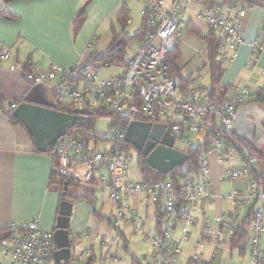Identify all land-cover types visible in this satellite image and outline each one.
<instances>
[{"label": "built area", "instance_id": "1", "mask_svg": "<svg viewBox=\"0 0 264 264\" xmlns=\"http://www.w3.org/2000/svg\"><path fill=\"white\" fill-rule=\"evenodd\" d=\"M138 1L147 34L125 59L120 74L100 78L102 66L87 62L71 67L51 63L40 72H32L20 63L9 66L28 87H50L55 107L87 109L108 118V129L96 132L88 141L66 132L55 145L58 173L77 183H90L97 175L110 202L105 232L92 234L88 230L80 237H71L70 256L65 264H121L116 253L128 245L123 227L139 235L144 245L149 243L144 264H176L181 246L191 240L197 225L199 241L192 248V261L213 264L218 252L229 247L244 224L249 229L250 264H264V175L256 170L257 153L233 133L239 106L264 104V84L232 85L227 100L218 102L211 99L207 89L196 84L199 76L190 86L175 83L167 57L180 40L184 1ZM245 10L213 5L201 15L207 28L222 37V66L235 57L237 47L243 43L238 33ZM263 45V41L249 43L255 52L263 50ZM203 55L202 49L195 52L200 60ZM8 58V51L0 46V60ZM20 101L0 99V112L10 117ZM132 121L164 125L173 136L174 145L178 142L184 150L197 145L207 150H202L196 169L182 165L173 178L134 181L130 172L132 148L124 140L126 126ZM99 144L103 146L98 149ZM211 156L217 166V180L224 179L231 186L224 196L213 185ZM99 172L102 173L98 175ZM123 195L139 196L141 207L153 209L156 224L152 236L145 233L142 217L123 200ZM219 199L229 203L228 213L216 205ZM211 203L215 210L209 218L204 206ZM196 209H201L199 215ZM207 241L213 247L205 261L201 250ZM55 250L52 234L42 230L35 217L17 225L0 240V264H56ZM129 255L130 264H143L142 259L137 261Z\"/></svg>", "mask_w": 264, "mask_h": 264}, {"label": "crops", "instance_id": "2", "mask_svg": "<svg viewBox=\"0 0 264 264\" xmlns=\"http://www.w3.org/2000/svg\"><path fill=\"white\" fill-rule=\"evenodd\" d=\"M183 1L184 24L180 28V40L176 48L180 56L177 64L181 71L178 75H172V78L175 83L185 87L190 86L196 77L199 76L200 79L203 74L208 77L207 89L210 90L208 69H201V61L195 56V52L202 49L204 44L188 27H194L200 34H208L211 30L207 28L201 15L210 3L219 4L221 0ZM135 4L136 0H12L8 2L0 0V12L15 18L13 21H8L0 16V46L9 53L7 61L0 60V99L20 100L30 89L20 75L9 70L11 63L24 64L27 68H31L32 72H40L51 63L61 67H71L79 62H86L92 53L104 52L113 40L112 30L114 29L115 33H120L122 30L116 23V16L124 7L128 12V22L123 30L127 35H133L140 28L142 21L140 17V25L132 34L126 30L131 23V14L135 17ZM138 15L140 16L139 13ZM262 29H264V6L247 8L238 33L243 43L237 47L235 57L223 63L224 71L217 91L232 85L256 87L258 84H264V76H261V72L264 71V45L260 52L252 51L249 46V43L254 41L264 43V38H261L263 34L260 33ZM183 33L189 34L185 40L182 38ZM135 43L138 44L136 41ZM136 48L131 52L126 48L124 59L132 55ZM248 59L251 62L247 63ZM111 67L122 69L121 64L118 63L101 69ZM54 163L53 154L37 151L26 130L19 124L11 122L9 117L0 112V231L12 230L17 225L38 217L39 227L45 232L52 233L61 197L57 179L53 178ZM137 169L140 173L138 166ZM101 173L99 172L98 175ZM142 179L140 173L139 180ZM219 182L227 181L222 179ZM75 186L78 188L73 190L71 187ZM218 191L220 196H224L219 188ZM101 196L104 197L103 202L109 203L107 216L97 210L98 198ZM67 197L73 204L71 222L72 213L74 211L78 213L81 206L77 199H84L91 207V210L82 214V228L76 233L78 237L88 230L92 232L95 224L92 216L104 219L110 214L108 193L102 188L97 175L90 183L72 181L67 187ZM138 199L139 196L136 195H123V200L130 208L147 216L153 209L146 210L141 207ZM216 205L223 213L230 211L229 203L225 199H219ZM212 208L215 210L214 203L204 206V212L209 218L213 215ZM200 211L201 209H196L195 213L199 215ZM151 214L155 219L154 211ZM77 215L74 214L73 220H78ZM71 222H69L70 232ZM197 226L193 228L195 235L198 232ZM154 227L153 225L152 232ZM196 236L197 241L198 234ZM71 237L69 236L70 239ZM248 241L249 229L244 224L229 247L225 251L218 252L213 264H250ZM205 245H210V249L213 247L209 241L204 243V247ZM192 248L189 247V251ZM125 249L127 252V247ZM234 252L236 257L233 259ZM130 254L140 261V258ZM191 260L192 257L188 258L184 264Z\"/></svg>", "mask_w": 264, "mask_h": 264}, {"label": "water", "instance_id": "3", "mask_svg": "<svg viewBox=\"0 0 264 264\" xmlns=\"http://www.w3.org/2000/svg\"><path fill=\"white\" fill-rule=\"evenodd\" d=\"M55 108L52 89L40 84L30 87L12 111V116L23 125L37 151L42 153L54 147L68 130L83 126L92 115L87 109L74 110L68 114ZM233 133L252 148L264 147V104L239 106L235 113ZM124 140L159 175L169 174L188 159L184 151L174 148L173 136L161 124L132 121L126 126ZM72 207L64 183L51 233L56 246L53 252L56 264H65L70 256L69 222Z\"/></svg>", "mask_w": 264, "mask_h": 264}, {"label": "trees", "instance_id": "4", "mask_svg": "<svg viewBox=\"0 0 264 264\" xmlns=\"http://www.w3.org/2000/svg\"><path fill=\"white\" fill-rule=\"evenodd\" d=\"M3 1L8 2L12 0H3ZM23 1H27V0H23ZM213 5L235 6V7H241V8L247 9V8H250L256 5L264 6V0H221L219 4L210 3L209 6H213ZM0 16L8 21H13L15 19L14 17H11L10 15H7L4 12H0ZM127 19H128V12H127V9L124 7L120 10V12L116 16V23L120 25L122 30L120 31V33H115V30L112 27L113 29L112 32L114 36H113V40L111 42L110 47H108V49H106L104 52L90 54L89 57L87 58V61H86L87 63L98 66V67H101V66L103 67L104 64H106L107 66L115 64V63L121 64V65L123 64V62L125 61L124 56L126 54V48L128 47V45L133 41L140 43L147 34V28L144 26L143 19L141 18L142 21H141L140 28L133 35H127L123 30L125 29L127 25V22H128ZM188 29L191 32H193L200 40H202L204 44V47L202 48L204 55L202 59L200 60L201 61L200 67L201 69L207 68L210 74V82H211L210 87L211 88L210 90L207 89V91L213 101L224 102L225 100H227L226 95L228 96L229 94V87L224 88L223 90L220 89V91H217L219 88V83H220V79L222 76V72L224 71L223 66L221 64L222 62L219 60V51H220V45L222 43V37L218 33L216 35L215 34L216 32L214 33V31L212 30L208 34L203 35L197 32L194 29V27L189 26ZM260 33L263 34V36L261 37L263 39L264 29H262V32L260 31ZM179 60H180V56L177 53L176 49L171 54L168 55L167 64L169 66V73L171 75H178L179 72L181 71L180 66L177 64ZM55 109L58 111L64 112V113H68V114L74 111L73 108L61 107V106H57ZM99 116H106V115H99L98 113H92L88 121L83 126L73 127L72 129L67 131V135H73L84 141H88L90 137H93V135L97 132L94 129L93 122L95 118ZM9 119L11 122L19 124L22 128H24L23 125L12 115L9 117ZM248 147L257 154L264 153V147H259V148H252L250 146ZM55 150H56V147L54 146L52 148H49L46 152L53 154V158L55 161L54 169H53L55 176H53V178L57 179V183L62 192L64 183H66L68 187V185H71L72 181L67 178L62 177L58 173ZM202 150L204 151L207 150V147L204 146L202 148V146L197 145V146L188 148L186 150H183L188 155V159L183 165H189L193 169H196L198 158L201 155ZM137 166L140 170V173L143 179L152 178L155 180H165L170 177L173 178L174 175L181 168V167L175 168L174 170H172V172H170L167 175H159L146 164L145 159L138 152H137ZM11 232L12 230H9V229L0 231V240L4 237L9 236ZM187 264H197V263L191 260Z\"/></svg>", "mask_w": 264, "mask_h": 264}, {"label": "rangeland", "instance_id": "5", "mask_svg": "<svg viewBox=\"0 0 264 264\" xmlns=\"http://www.w3.org/2000/svg\"><path fill=\"white\" fill-rule=\"evenodd\" d=\"M141 6H142L141 2L136 0L135 17L133 16V14H131V23L128 25V27L126 29V30H128V32L130 34H132L135 30H137L139 25H140V16L138 15V13L140 12ZM182 36H183L182 38L185 40V38H187L189 36V34L184 35V33H183ZM137 46H138V44H136L134 41V42H132V44H130L129 47H127L128 48L127 51L131 52V50L133 48H136ZM121 72H122V69H120L118 67L117 68H115V67L103 68V69H100V71H99V77L100 78H110V77H113V76H115ZM196 84H199V85L203 86V88L207 89L208 77L202 74L201 78L196 82ZM94 129L97 132L107 130L108 129V118L106 116H101V117L97 118L95 120ZM102 146H103L102 144H99L98 149L101 148ZM174 147L177 149L184 150L183 146H181L178 142L175 143ZM131 152H132V149H131ZM132 153H133V157H132V160L130 162L131 178H132V180H139L140 179V173H139L137 166H136L137 156L134 152H132ZM262 155L264 156V153H260V155L256 154V157H257L256 170L259 174L264 175V157ZM209 162H210V166H211V176L214 179L213 185L216 187V190L219 188L221 193L225 194V192L229 189L230 184L228 182H222L221 183L217 180V166L215 165L213 156H211L209 158ZM71 188L74 190L75 188H78V187L75 186V187H71ZM78 197H79V194H78ZM103 199H104V197H102V196L100 198H98L99 202H97V205H98L97 210L101 211V214L107 216L108 211H109V203H107V201L103 202ZM89 200H91V198ZM77 202L79 204H81V206L79 207V210L77 209L78 213L76 211H74V213H72V217H71L72 222L70 220V222H71L70 223V226H71L70 236H72V237H73V235H75L77 237L76 233H78V229L82 228V221H81V217L83 216L82 214L85 213V211L91 210L90 205L88 203H86L84 199H81V198L77 199ZM102 202H103V205L101 204ZM212 210L214 212V208H212ZM150 211L152 212L153 210H150ZM150 211H149L147 216L143 212L140 213V216L142 217V220L144 222L145 233H148L150 236H152L153 232L151 231V229H152L153 225L155 226L156 219H154V216L151 214ZM74 214H78L76 216V218H78L77 221L73 220ZM92 219L95 220L94 227H92V234L104 233L105 227L107 226V220L105 218L99 219L96 216H92ZM83 230H85V227ZM123 231H125V237L128 241V246H127L128 251L126 252L124 249L120 248L118 250V252L116 253L122 259V261H123L122 264H130V257H129L130 253H132L136 257L140 258V260L142 259V262L144 264L143 257L146 253H149V251H150V248L148 246L149 243L147 245H144L143 241L139 237V235H137L135 233H131L130 229L127 227L126 228L123 227ZM109 234H112V231L109 232ZM176 234H177V232H176ZM196 235L194 234L191 237L190 241L183 243V245L181 246V252L178 256L176 264H184L188 258H190L194 255L193 250L189 251V247L191 248L194 246L193 244H195L194 242L197 239ZM198 241L199 240H197L196 242H198ZM210 247H211L210 245H205V247L201 250L202 259L205 261L209 259V255L211 253ZM235 255H236V252H234V254H233V259L236 257Z\"/></svg>", "mask_w": 264, "mask_h": 264}, {"label": "flooded vegetation", "instance_id": "6", "mask_svg": "<svg viewBox=\"0 0 264 264\" xmlns=\"http://www.w3.org/2000/svg\"><path fill=\"white\" fill-rule=\"evenodd\" d=\"M132 152H134V153L136 154V156H137V153H136V151H135V150H133V149H132Z\"/></svg>", "mask_w": 264, "mask_h": 264}]
</instances>
